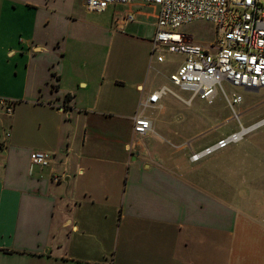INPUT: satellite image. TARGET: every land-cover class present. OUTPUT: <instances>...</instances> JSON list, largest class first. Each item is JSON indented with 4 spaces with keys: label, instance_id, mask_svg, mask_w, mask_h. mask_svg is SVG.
<instances>
[{
    "label": "crops",
    "instance_id": "obj_1",
    "mask_svg": "<svg viewBox=\"0 0 264 264\" xmlns=\"http://www.w3.org/2000/svg\"><path fill=\"white\" fill-rule=\"evenodd\" d=\"M81 1L0 0V264H264V131L193 162L219 138L151 119L169 96L143 106L170 83L150 75L156 28L128 53Z\"/></svg>",
    "mask_w": 264,
    "mask_h": 264
},
{
    "label": "built area",
    "instance_id": "obj_2",
    "mask_svg": "<svg viewBox=\"0 0 264 264\" xmlns=\"http://www.w3.org/2000/svg\"><path fill=\"white\" fill-rule=\"evenodd\" d=\"M132 3L158 7L151 56L160 63L165 60V52L184 56L177 70L170 74L169 81L191 92V97L184 100L169 85H164L151 93L143 106L162 108L161 99L169 95H175L187 105L196 98L212 103L223 96L233 111L232 119L239 122L238 132L202 151H192L193 162L240 142L264 125L263 119L244 127L235 110L243 101L242 95L234 92L230 96L224 88V83L249 92L264 88V5L260 0H85V8L92 13H103L110 6ZM133 20L134 15L118 17L116 26L124 28ZM195 21H206L214 26L217 33L214 42L207 46L196 44L178 32L180 27ZM0 102L6 114L11 115L13 101L1 99ZM133 129L137 134L146 135L153 131L152 122L136 114ZM53 159V155L41 151L30 155L31 163L40 167L49 166Z\"/></svg>",
    "mask_w": 264,
    "mask_h": 264
},
{
    "label": "rangeland",
    "instance_id": "obj_3",
    "mask_svg": "<svg viewBox=\"0 0 264 264\" xmlns=\"http://www.w3.org/2000/svg\"><path fill=\"white\" fill-rule=\"evenodd\" d=\"M78 6L82 4L81 0H73ZM264 5V0H260ZM121 10L115 15L113 12L108 11L104 14H92L87 15V18L92 22H99L104 25L110 32L117 34L118 39L121 40L124 48L128 53L138 52L144 53L149 49L150 38L153 35L156 28L158 7L152 4L145 3H132L126 6L118 7ZM130 14L135 16V21L130 26L131 30H121L116 27L115 20L118 15ZM180 34H183L186 39L192 40L196 44L207 46L214 42L217 38V33L214 26L206 21H195L190 24L184 25L178 29ZM116 36V37H117ZM149 45V46H148ZM164 49V48H163ZM165 63H156V59L152 61V68L150 69V75H157V82L166 80L172 72H174L182 60L181 55L164 53ZM173 91L182 99L188 100L191 97V92L181 90L178 87L173 86L167 81ZM224 88L228 95L232 93H240L243 97V101L240 105L235 107L236 112L239 114L240 122L244 127H249L259 120L264 119V88L258 92H249L237 87H230L227 83H224ZM148 115L151 119L157 120L163 118L166 121H172V130H178L182 128V123L177 121L179 118L195 119L198 124V129H206L209 131L205 136L193 143L194 148L198 146L207 145L211 141L219 138L223 140L228 135L236 133L240 129L239 122L236 119H231L233 111L229 108L226 100L223 96H218L212 103H207L199 98H196L191 105H187L181 99L175 95H169L166 98V111L164 114H159L157 110H149ZM158 126V124H157ZM170 126V124H169ZM157 131L160 132V129ZM191 130V129H190ZM201 131V130H200ZM264 131V125L255 130L251 135ZM163 144L170 148L175 149L173 142H167L162 136H156ZM221 137V138H220ZM231 144L222 148L211 155H216L223 150L230 149ZM187 150L190 148L188 146Z\"/></svg>",
    "mask_w": 264,
    "mask_h": 264
}]
</instances>
